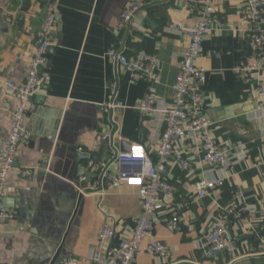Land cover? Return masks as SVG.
<instances>
[{
    "label": "crops",
    "instance_id": "1",
    "mask_svg": "<svg viewBox=\"0 0 264 264\" xmlns=\"http://www.w3.org/2000/svg\"><path fill=\"white\" fill-rule=\"evenodd\" d=\"M127 1H58L56 42L43 70L44 95H36L29 103L26 124L31 140L20 144L9 176L13 190L4 204L16 210L17 216L0 221V264H43L44 248L51 244L55 253L64 236L56 264H64L67 257L86 261L105 222L115 224V240L132 233L141 212L135 188L86 193L74 216L79 193L88 186L82 180L89 174L84 166L91 158L81 154L109 159L114 149L136 142L155 152L162 125L158 115H143L139 105L149 90L156 93L157 109L172 102L171 85L189 40L167 26L172 22L190 25L196 21V12L187 10L179 0H148L134 25L121 33L118 25ZM245 1L219 0L228 30L209 35L199 58L207 70L202 86L205 112L213 121L218 146L232 156L231 176L213 196L199 200L194 193L196 181L217 178L220 171L205 164L183 169L170 160L166 176L175 187V202H191L181 214V230L173 232L166 226L168 210L156 227V238L170 245L173 258L167 261L144 251L134 264H258L264 260V110H257V81L238 77L233 70L253 55L246 34ZM47 8L48 0H0V102H9V108L0 111V142L11 132V109L17 102L6 84L25 79L28 57ZM112 44L126 54L141 50L158 55L157 80H132L110 61L107 52ZM215 50L219 55L213 54ZM114 78L123 106L107 115L101 106ZM109 134L110 140H103L97 152L89 153L98 136L109 138ZM238 186L255 219L251 222L243 215L231 220L229 233L239 241L235 254L222 251L215 258H205L204 235L220 209L228 210L236 200Z\"/></svg>",
    "mask_w": 264,
    "mask_h": 264
},
{
    "label": "built area",
    "instance_id": "2",
    "mask_svg": "<svg viewBox=\"0 0 264 264\" xmlns=\"http://www.w3.org/2000/svg\"><path fill=\"white\" fill-rule=\"evenodd\" d=\"M58 1L48 0V8L42 27L34 40L27 61V75L23 82L7 83L8 92L16 94L17 102L11 109L13 124L8 138L0 142V221L13 219L17 211L7 207L4 199L13 190L9 176L19 154L21 143L31 140L27 128V111L33 97L38 95L46 83L43 72L48 64L49 49L55 44L57 36ZM166 2L167 0H158ZM189 11L196 12V21L192 24L172 22L168 28L188 38L186 50L179 62V72L171 85L173 100L161 104L157 109L158 98L149 90L142 98L139 108L145 116L158 115L162 132L155 152L149 151L142 143H133L127 150L114 149L109 159H91L84 166L91 172L86 189L104 192L122 186L135 188L141 202V212L134 220L130 237L115 240V224L105 222L100 228L93 252L86 261L74 257L64 259V264H134L138 255L144 251L171 261L172 248L165 241L156 238L157 224L162 214L168 210L166 226L173 232L181 230V214L189 209L191 202H175V187L166 176V166L174 160L178 167L189 168L195 164H205L220 171L217 178L202 177L194 186L197 199L213 196L231 176L233 159L229 151L221 149L213 135V121L207 116L202 86L207 80V70L199 64L203 44L206 38L216 30H228V24L220 15L219 0H179ZM148 0H128L120 16L119 32L131 28ZM244 18L248 22L247 38L253 49V55L246 62L234 66L238 77H252L257 81L259 104L257 110H264V0H246ZM215 50L214 55H219ZM110 61L124 70L132 80H144L152 83L157 80L160 59L156 54L136 51L126 54L117 44H112L107 52ZM42 69V71H41ZM123 104L118 96V82L114 78L109 82L108 96L101 108L107 115ZM9 108V102H0V111ZM120 138V136L118 137ZM107 136H98L89 153L97 152L99 145ZM80 152H86L79 148ZM91 156V155H90ZM85 175L83 176V180ZM85 190L84 188L81 191ZM235 199L228 210L220 209L218 218L204 235L202 249L205 258H215L222 251L235 254L239 241L229 233L233 218L245 215L251 222L255 215L247 203L243 189L238 186Z\"/></svg>",
    "mask_w": 264,
    "mask_h": 264
},
{
    "label": "water",
    "instance_id": "3",
    "mask_svg": "<svg viewBox=\"0 0 264 264\" xmlns=\"http://www.w3.org/2000/svg\"><path fill=\"white\" fill-rule=\"evenodd\" d=\"M41 71H42V69H41ZM42 91L39 94H43L44 95V92H42ZM53 123H55V121ZM130 148H131V144L129 143L128 146L123 148V150H127V149H130ZM81 155H85L84 157L87 158V159L91 158V156H89L87 154H81ZM91 175H92V173L89 172L88 176L86 177V180H84L85 183L89 182V180L91 179ZM81 186H82V184L78 183V188H80ZM84 189L85 190H83V191H81L79 193L78 201H77V208H76V211L74 213V216L76 215V213L78 211L79 205L82 202L84 194L91 192L90 189H86V188H84ZM4 202H5V199H4ZM74 216H73V219H74ZM73 219L71 221H73ZM65 237L66 236H64V238L62 239L61 243L58 244V248H57L55 253H52L53 250H51V244L47 248H44V250L42 251L43 254L40 257V260H41V262L43 264H56V262L59 260V257H60V254H61V251H62V248H63Z\"/></svg>",
    "mask_w": 264,
    "mask_h": 264
},
{
    "label": "rangeland",
    "instance_id": "4",
    "mask_svg": "<svg viewBox=\"0 0 264 264\" xmlns=\"http://www.w3.org/2000/svg\"><path fill=\"white\" fill-rule=\"evenodd\" d=\"M258 264H264V260H262L260 263H258Z\"/></svg>",
    "mask_w": 264,
    "mask_h": 264
}]
</instances>
